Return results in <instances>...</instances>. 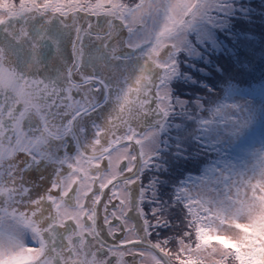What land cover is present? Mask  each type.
Wrapping results in <instances>:
<instances>
[{
    "label": "snow or ice",
    "instance_id": "snow-or-ice-1",
    "mask_svg": "<svg viewBox=\"0 0 264 264\" xmlns=\"http://www.w3.org/2000/svg\"><path fill=\"white\" fill-rule=\"evenodd\" d=\"M254 15L264 0H0V264H264V135L246 143L264 79L221 63Z\"/></svg>",
    "mask_w": 264,
    "mask_h": 264
},
{
    "label": "trees",
    "instance_id": "trees-1",
    "mask_svg": "<svg viewBox=\"0 0 264 264\" xmlns=\"http://www.w3.org/2000/svg\"><path fill=\"white\" fill-rule=\"evenodd\" d=\"M257 16H253V24L251 28L256 24ZM257 37L254 40L256 44L251 48L248 45V50H241L240 64H229L228 61L223 59V63L226 65V70L232 71L233 73H244L242 75H238L241 79H243L246 83L243 87L247 88L248 85L253 84L256 80L258 81V71H261L262 66H264V19L259 20V24L256 30ZM249 63V65L244 63ZM249 68H246V67ZM235 75V74H234ZM246 76V77H245ZM253 87V86H252ZM191 175H203V170L193 168Z\"/></svg>",
    "mask_w": 264,
    "mask_h": 264
},
{
    "label": "rangeland",
    "instance_id": "rangeland-1",
    "mask_svg": "<svg viewBox=\"0 0 264 264\" xmlns=\"http://www.w3.org/2000/svg\"><path fill=\"white\" fill-rule=\"evenodd\" d=\"M257 5V0H254V7ZM257 16V20H256V24L252 27V31L255 33V36L257 37L256 34V30L259 24V20L261 19V17L259 15ZM93 23H95V20L93 21ZM256 44L255 41L251 42L249 44V47L251 48L252 46H254ZM221 63H223V58L221 59ZM249 65V63H244ZM246 68H249L248 66ZM230 73H232L233 75H242L244 73H233L232 71L226 70ZM246 77V76H245ZM257 108L260 107V101L257 100L255 101ZM251 135H252V140L247 141L246 143H255V145L258 147L259 146V138L261 135H264V124H262L260 121H257V123L254 125L253 129L251 130ZM250 138V137H249ZM229 150H233L234 154V160H232L233 163L237 162V158H244L245 157V153L241 151V149L239 147H233V148H229L227 149ZM192 176V180L189 181V186L191 189V194L193 196L194 199H199L201 196H204L205 198H208L206 193L212 188L213 184L212 181H214L215 177L211 174L208 173L207 176H202L199 177L197 175H191ZM169 248H176V246L174 244H171L168 246Z\"/></svg>",
    "mask_w": 264,
    "mask_h": 264
},
{
    "label": "flooded vegetation",
    "instance_id": "flooded-vegetation-1",
    "mask_svg": "<svg viewBox=\"0 0 264 264\" xmlns=\"http://www.w3.org/2000/svg\"><path fill=\"white\" fill-rule=\"evenodd\" d=\"M146 211H147V209H146ZM101 223H102V220H101ZM171 251H173V253H175V251H176V248H169Z\"/></svg>",
    "mask_w": 264,
    "mask_h": 264
}]
</instances>
